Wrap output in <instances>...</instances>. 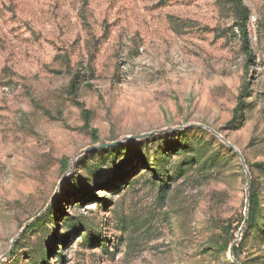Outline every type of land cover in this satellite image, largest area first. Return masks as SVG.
<instances>
[{"label":"rangeland","instance_id":"1","mask_svg":"<svg viewBox=\"0 0 264 264\" xmlns=\"http://www.w3.org/2000/svg\"><path fill=\"white\" fill-rule=\"evenodd\" d=\"M223 1L0 0V264H28L40 244L48 264H230L247 182L263 236L246 238L238 262L264 264V0H242L248 49ZM195 125L239 151L248 179L234 152L175 178L170 135ZM147 134L141 150L169 156L162 190L145 167L134 173L137 152L91 149ZM43 218L44 233L29 231ZM85 224L99 238L83 245Z\"/></svg>","mask_w":264,"mask_h":264},{"label":"trees","instance_id":"2","mask_svg":"<svg viewBox=\"0 0 264 264\" xmlns=\"http://www.w3.org/2000/svg\"><path fill=\"white\" fill-rule=\"evenodd\" d=\"M223 4L227 5L230 9V12L233 14L235 19V27L237 28V31L239 33V36L241 37V41L244 45L245 49H248L247 44V23L250 16L249 9L243 4L242 0H224ZM243 106V103H239L235 108V113L241 110ZM85 116V123H88L87 117L88 112H84ZM191 133V137H190ZM92 140L94 143L98 142L97 137V131L92 130L91 131ZM172 140L175 138L178 140V142H174L175 139L171 142L169 147V151L171 153H176L179 155L182 159V162L178 164V170L176 169L174 174L175 178L179 176L178 172L181 171V168L186 165V163H189L190 161H201V169L202 171H205L206 169H211L213 167H216L218 163H220V159L230 156L231 158H234L233 151L227 148L222 142H220L217 137H215L211 132L201 129L200 127H189L181 133H173L170 135ZM205 137L208 139L206 142H204ZM182 140V141H181ZM149 138L141 139L139 140V145L134 146L132 143H126V144H116L115 147H109L108 149H103L101 152H106L110 154L109 158L110 160L117 161L119 158H122L124 156H132L136 155L135 152L138 154L136 157L139 159V167L134 169V173L137 172V170L141 167L144 168V175L143 177L152 174V179H155L159 181L158 189L162 190L163 185L166 184L167 180L169 179V173L166 171V167L169 165V156L165 154V151L162 152L161 150H155L154 147L150 148V151L152 154H149L148 150H141V148L144 145H148ZM204 143V144H203ZM206 144L211 145V152L208 154V156H202L199 157L197 155L198 150H200V147L202 145L204 146ZM215 145V146H214ZM125 146V147H124ZM110 152V153H109ZM107 158H101L102 163H104ZM187 161V162H186ZM189 161V162H188ZM68 167V161L63 162V168L67 169ZM257 168H259L260 171L264 173V164H257ZM178 171V172H177ZM124 172V171H123ZM123 172H119L118 175H116V178L123 177ZM135 176V175H134ZM121 179V178H120ZM173 179V176L171 177ZM138 180H125L126 184L125 186H128L132 183H136ZM124 186V187H125ZM117 190V189H116ZM80 198V196H78ZM85 200L84 198L80 199V204ZM260 198L259 194L256 192V190L249 188L248 191V210H247V219L245 221V224L243 226L242 230V239L240 241V244L237 247H234L233 249V256L238 261V252L243 247V244L246 240V238H250L251 236H254L256 238L257 236L262 237L263 232L261 230V227L258 224V221L262 218V215H259L261 212L260 210ZM114 215H116V212H114ZM244 220V217H242L241 222ZM81 222L78 219H67L66 220V227L70 230H76L77 226H79ZM46 220L43 218L41 220L36 221V223L30 227L29 231H36V233H44L46 230ZM88 227V224L84 225V233L85 235L81 238L82 244L86 245L91 242V238H93L92 235H96L99 238V233L92 232V235L88 234L86 232V228ZM76 228V229H75ZM93 231V230H92ZM103 241L98 240V244L101 248L106 250V246L103 245ZM231 241H228L224 243L223 250L227 251ZM43 244L38 245L35 249H33L32 255L28 258V264H48L46 261L45 255L47 254L46 248L42 247ZM18 248V247H17ZM17 250V249H16ZM49 252V251H48ZM232 264V263H230Z\"/></svg>","mask_w":264,"mask_h":264},{"label":"water","instance_id":"3","mask_svg":"<svg viewBox=\"0 0 264 264\" xmlns=\"http://www.w3.org/2000/svg\"><path fill=\"white\" fill-rule=\"evenodd\" d=\"M194 127H199L198 125H195ZM207 131L211 132V134H213L215 137H217L220 142H222L227 148H229L230 150H232L236 155L237 157L239 158L240 160V163L242 164V166L244 167V170H245V174H246V178L248 179V172L246 170V167H245V161H244V158L243 156L239 153V151H237L233 145H231L229 142L226 141L225 138H223L222 136H220L219 134H217L216 132L208 129ZM147 136H149V134L147 135H141V136H136V137H126V138H123L119 141H115V142H112V143H107V144H102V145H97V146H93L91 149H95V148H99V147H109V146H112V145H116L120 142H123V141H129V140H132V139H136V138H146ZM89 149H85L83 151H81L79 154H77L76 156L73 157V159L71 160V164L73 162V160H76L81 154H83L84 152L88 151ZM70 163L68 164V171L61 177L60 181H59V184H61L64 180V178L71 172L72 170V165ZM248 190H249V182H247L246 184V187H245V196H246V200H245V206H244V220H243V223L241 225V227L239 228L238 232H237V236H236V239L232 242V244L229 246V249H228V255H229V258L231 260V262L233 264H240L233 256V249L234 247L237 246V243L238 241L240 240V237H241V232H242V228L245 224V221L247 219V210H248ZM4 256H6V254H4Z\"/></svg>","mask_w":264,"mask_h":264}]
</instances>
